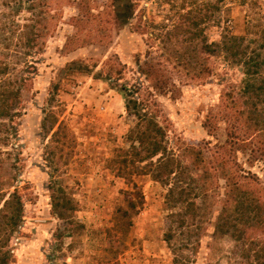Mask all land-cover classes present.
Listing matches in <instances>:
<instances>
[{"label": "rangeland", "instance_id": "obj_1", "mask_svg": "<svg viewBox=\"0 0 264 264\" xmlns=\"http://www.w3.org/2000/svg\"><path fill=\"white\" fill-rule=\"evenodd\" d=\"M257 1L262 9L242 0H0V64L9 80L27 79L21 107L0 119V138L4 125L13 136L0 143V201L17 189L25 205L11 264H250L240 237L217 224L236 220V197L262 206L264 221V133L240 115L243 69L220 54L200 59L185 31L195 20L209 43L244 35L247 15L264 16ZM211 3L221 11L209 12ZM133 96L166 129L196 189L181 229L184 206L139 164L144 205L127 235L113 230L115 210L135 192L114 162L138 123L127 110ZM54 188L74 200V224L53 214Z\"/></svg>", "mask_w": 264, "mask_h": 264}, {"label": "trees", "instance_id": "obj_2", "mask_svg": "<svg viewBox=\"0 0 264 264\" xmlns=\"http://www.w3.org/2000/svg\"><path fill=\"white\" fill-rule=\"evenodd\" d=\"M248 1V2H247ZM242 5L248 6L251 10L260 7L257 0H242ZM207 10L214 13L220 12L221 7L217 3H211ZM192 21L185 32L189 33L188 40L202 55H222L228 64L239 66L243 69L244 80L242 88L243 105L240 110L241 118L250 129L264 133V16L259 12L258 17L251 13L247 15L246 33L235 34L233 31L225 32L220 42L209 43L204 30H195V20ZM196 24V26H195ZM8 66L0 64V119L9 120L22 105V91L27 79L22 81L8 79ZM21 84L15 87V84ZM23 87V88H22ZM146 105L140 98L132 97L128 101L127 110L133 114L138 123L132 131L129 139L131 147L119 150L114 158L120 177L134 183L135 176L139 174L138 165L144 164L142 171L149 175L154 181L170 186L169 195L177 205H183L185 213L179 228L187 225V216L196 209L197 204L193 201L195 188L192 183L187 182V168H179L176 156L167 146V131L157 121V116L152 113H142L139 108ZM19 107V108H18ZM142 110H145L144 108ZM14 114V115H13ZM5 133L0 138V143L9 146L13 136L11 127L4 125ZM60 128V127H59ZM60 130L54 133V137ZM235 145V144H233ZM248 143H239L240 150L244 152ZM134 169L130 170V168ZM130 170V171H129ZM137 170V172H135ZM177 177V178H176ZM135 192H126L123 203L115 210V222L113 230L122 235H127L133 227V218L139 214L144 205L145 196L136 186ZM1 188V186H0ZM236 185L231 191H240ZM3 189H0V193ZM237 198L236 220H229L222 216L218 219L217 230L222 234H231L240 237L243 241L245 259L250 264H264V240L250 238L248 232H264V221L261 218L262 206L253 207L247 198ZM235 199V198H234ZM52 200L53 214L61 220H69L74 224L73 215L77 211L74 200L69 196L65 188H54ZM189 208V210H188ZM256 208V209H255ZM25 205L21 195L16 189L13 193L4 196L0 201V264H11L12 253L10 249L11 239L14 234L21 230L24 223ZM173 232H170L167 239H172Z\"/></svg>", "mask_w": 264, "mask_h": 264}]
</instances>
